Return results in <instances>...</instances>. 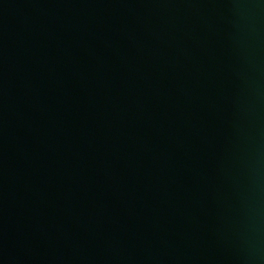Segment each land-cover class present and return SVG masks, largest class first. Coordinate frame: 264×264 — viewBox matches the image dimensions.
<instances>
[{"label":"water","instance_id":"95a60500","mask_svg":"<svg viewBox=\"0 0 264 264\" xmlns=\"http://www.w3.org/2000/svg\"><path fill=\"white\" fill-rule=\"evenodd\" d=\"M0 264H264V0H0Z\"/></svg>","mask_w":264,"mask_h":264}]
</instances>
